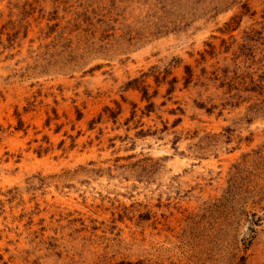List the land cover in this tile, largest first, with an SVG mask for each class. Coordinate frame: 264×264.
Returning a JSON list of instances; mask_svg holds the SVG:
<instances>
[{"label":"rangeland","instance_id":"rangeland-1","mask_svg":"<svg viewBox=\"0 0 264 264\" xmlns=\"http://www.w3.org/2000/svg\"><path fill=\"white\" fill-rule=\"evenodd\" d=\"M0 264H264V0H0Z\"/></svg>","mask_w":264,"mask_h":264}]
</instances>
